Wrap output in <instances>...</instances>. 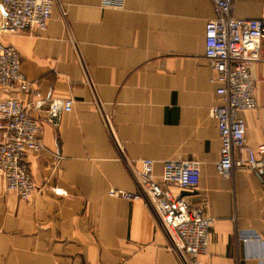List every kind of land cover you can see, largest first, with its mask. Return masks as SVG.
<instances>
[{"label": "crops", "instance_id": "1", "mask_svg": "<svg viewBox=\"0 0 264 264\" xmlns=\"http://www.w3.org/2000/svg\"><path fill=\"white\" fill-rule=\"evenodd\" d=\"M119 2L57 0L43 32L0 34L32 82L29 92L0 89V100H72L58 126L40 122L44 149L26 159L39 190L24 200L0 176V264H180L141 201L108 194L137 190L143 158L158 181L164 161L199 162L195 188L170 190L212 218L202 264H264V174L238 167L225 178L215 169L221 142L209 108L218 96L204 54L211 0ZM233 2L235 17L264 18V0ZM250 72L257 106L238 114L256 147L264 144V38ZM29 113L39 117L33 106Z\"/></svg>", "mask_w": 264, "mask_h": 264}, {"label": "built area", "instance_id": "2", "mask_svg": "<svg viewBox=\"0 0 264 264\" xmlns=\"http://www.w3.org/2000/svg\"><path fill=\"white\" fill-rule=\"evenodd\" d=\"M56 1L0 0V34L43 32ZM211 2L214 15L204 24V54L214 70L210 81L216 84L218 96V103L209 108L221 142L215 169L225 178H230L238 167L262 175L264 144L254 147L247 143L245 124L238 112L257 106L250 67L260 58L264 18L235 17L233 0ZM119 5V0H101L100 3V7ZM31 86L32 82L21 71L17 48L0 41V89L29 92ZM30 106L35 107L38 118L31 117ZM71 109L70 99L46 98L34 104L14 97L0 100V176L5 191L16 192L20 198L28 200L39 190L31 178L26 159L44 149L40 122L56 127L62 113ZM106 124L112 132L109 117ZM53 158L57 162L61 156L55 153ZM140 162L141 170L134 176L137 190L109 188L108 194L141 201L167 234L169 249L180 264H202L200 258L208 251L212 218L205 216L203 207L191 205L186 198L170 190V187L195 188L200 179L199 162L182 158L164 161L161 181L155 177L152 159L143 158Z\"/></svg>", "mask_w": 264, "mask_h": 264}]
</instances>
